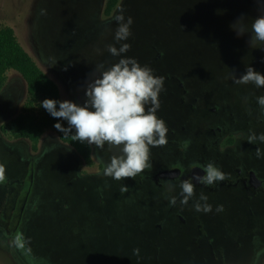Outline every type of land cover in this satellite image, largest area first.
Returning a JSON list of instances; mask_svg holds the SVG:
<instances>
[{"label":"rangeland","instance_id":"1","mask_svg":"<svg viewBox=\"0 0 264 264\" xmlns=\"http://www.w3.org/2000/svg\"><path fill=\"white\" fill-rule=\"evenodd\" d=\"M107 3L0 0V29L12 27L21 45L57 83L62 100L78 104L86 99L88 83L101 74L98 66L107 69L120 59L107 51V45L119 48L130 43L131 49L121 55L136 58L165 78L157 116L169 131L178 125V95L173 88H179V78L188 85L191 75L201 72L202 84L214 90L228 82L234 88L244 86L225 80L233 81L252 66L245 56V32L237 36L231 26L236 23L237 30L244 31L250 25L251 29L252 21L264 14V0H120L111 15L105 13ZM121 9L125 19L131 16L134 22L132 35L118 43L114 16ZM188 15L192 23L184 20ZM184 25L187 32L182 30ZM201 49L214 55L200 58ZM255 69L264 71V67ZM207 73L215 78L206 79ZM27 97L25 79L10 70L0 92V165L5 169L0 182V262L155 264L148 244L154 239L152 220L162 213L163 204L153 201L152 193L165 190L141 185V177L135 178V184L131 178L116 181L103 176L112 155L120 154L109 151L107 145L103 150L92 145L93 164L87 166L54 128L45 130L37 149L29 139L17 138L15 119ZM124 186L127 190L121 191ZM207 203L212 206L209 212L190 205L204 219L198 218L203 227H224L234 236L246 235L250 225L244 207L250 205L244 199H207ZM219 205L222 211L216 210ZM172 239L176 240L174 260L168 261L164 251L163 264H192L180 249L181 236L170 235L162 243ZM249 244V251L230 254V264H264V245H258L253 236ZM217 259H221L218 252Z\"/></svg>","mask_w":264,"mask_h":264},{"label":"flooded vegetation","instance_id":"2","mask_svg":"<svg viewBox=\"0 0 264 264\" xmlns=\"http://www.w3.org/2000/svg\"><path fill=\"white\" fill-rule=\"evenodd\" d=\"M188 16L184 20L192 23L193 18ZM182 30L187 32L186 25L182 26ZM244 32L248 44L245 54L248 62L254 69L263 68L264 45L258 44L255 48L249 46L250 25L244 27ZM207 52L201 49L198 54L200 58L214 55ZM257 71L264 74L262 70ZM201 75V72L191 75L192 85H186L185 78L178 79L179 88H173L178 95V100L175 98L178 125L167 133L168 143L165 146L151 149L152 163H155L152 170L137 176L141 177V185H151L155 191L165 190L163 194L152 191V200L163 204L162 213L152 220L151 236L154 239L148 244L155 264H163L160 255L164 251L168 252L164 254L168 261L174 260V256L171 257L176 240L162 243V239L170 235L184 239L180 249L183 248L192 264H230L229 256L235 250L239 251L238 254L249 251L252 236L258 245H264V158L256 156L257 148L264 151V143L251 144L247 141L253 132H264V114L257 104V97L264 95V87L257 88L249 84L234 88L228 82L214 90L202 84ZM209 77L215 78L214 74L208 76L207 73L205 78L209 80ZM226 79L233 82L231 77ZM170 87L171 83L168 85ZM169 93L172 94L171 91ZM209 162L229 174L230 178L212 186L200 184L194 177L203 175V169ZM182 179L192 180L196 193L193 198L196 201L202 192L208 199L216 201L234 197H240L242 201L244 199L250 205L244 207L250 225L246 235L234 236L224 227H203L198 218L204 219L190 207L195 200L192 198L187 205L179 203V182ZM168 183L176 185L175 191H167ZM173 195L177 197L174 206L168 199ZM102 198L103 194L98 200ZM217 252L221 255L220 260L217 259Z\"/></svg>","mask_w":264,"mask_h":264},{"label":"clouds","instance_id":"3","mask_svg":"<svg viewBox=\"0 0 264 264\" xmlns=\"http://www.w3.org/2000/svg\"><path fill=\"white\" fill-rule=\"evenodd\" d=\"M114 20L117 23L115 41L118 43L127 41L132 35L133 18L129 16L125 19L121 9L114 16ZM235 24L231 27L237 36L243 35L244 31L237 30ZM248 43L253 48L258 44L264 45V14L252 21ZM130 49V43H121L119 48L113 44L107 45V51L120 59L107 69H104L103 64L98 66L103 70L88 83L83 104L50 98L41 102L52 117L67 121V127L59 122L54 125L58 131L66 135L75 129L74 139L80 143L87 142L102 150L107 145L109 151L115 149L120 153L112 155L102 172L103 176L116 181L128 178L135 180L146 170L151 171L153 168L151 149L168 143L169 128L166 122L157 116L160 108L159 95L164 90L165 78L156 75L149 65H141L136 58L121 55ZM233 82L240 85L252 84L261 88L264 87V74L249 65L243 74L233 77ZM257 104L264 114V95L257 97ZM247 141L251 144L264 143V132L259 134L253 132ZM256 156L264 158V151L257 148ZM203 172V175L197 174L194 178L205 186H212L230 178L229 174L212 162L204 167ZM4 173L5 169L0 165V182L5 179ZM192 180L182 179L179 182L181 205H187L196 195ZM175 188L176 185L168 183V192L175 191ZM126 190V186L121 189ZM168 199L173 206L177 203V197L174 195ZM207 199V195L202 192L193 204L194 209L202 212L211 211L212 206L207 203ZM216 210L222 211L223 206H217Z\"/></svg>","mask_w":264,"mask_h":264},{"label":"trees","instance_id":"4","mask_svg":"<svg viewBox=\"0 0 264 264\" xmlns=\"http://www.w3.org/2000/svg\"><path fill=\"white\" fill-rule=\"evenodd\" d=\"M119 1L108 0L105 13L111 15ZM10 70L21 74L27 83L28 89L27 100L15 119L18 126L15 136L29 139L33 144V148L37 149L39 141L47 128L56 129L54 125L57 122L65 127L68 126L67 121L52 117L41 105V102L46 98L62 101L61 91L57 83L39 67L21 45L14 29L3 27L0 29V92L6 84L7 73ZM57 132L64 142L77 150L87 165L93 164L92 145L75 140V129L66 135L58 130ZM0 264L2 263L0 262Z\"/></svg>","mask_w":264,"mask_h":264}]
</instances>
